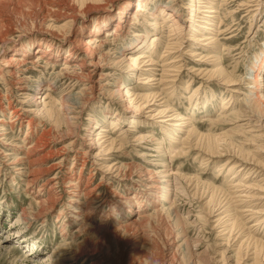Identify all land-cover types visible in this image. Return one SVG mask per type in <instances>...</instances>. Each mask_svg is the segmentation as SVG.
<instances>
[{"label":"rangeland","instance_id":"1","mask_svg":"<svg viewBox=\"0 0 264 264\" xmlns=\"http://www.w3.org/2000/svg\"><path fill=\"white\" fill-rule=\"evenodd\" d=\"M263 54L264 0H0V264H264Z\"/></svg>","mask_w":264,"mask_h":264},{"label":"bare ground","instance_id":"2","mask_svg":"<svg viewBox=\"0 0 264 264\" xmlns=\"http://www.w3.org/2000/svg\"><path fill=\"white\" fill-rule=\"evenodd\" d=\"M208 9H209V11H212L211 10V7H207ZM137 10V12H140L141 11V8H140V6L138 7V9H136ZM206 11H208V10H206ZM161 12H162V10H161ZM62 15H64V16H70L68 13H67V10H63L62 11ZM72 20H74V19H72ZM174 22V21H173ZM119 24V23H118ZM174 24H175V22H174ZM94 31L96 32V33H98V32H100V30H99V27H95V29H94ZM96 38V36H92V38H90L84 45H78V46H76V47H74V48H76V49H78V50H80V51H82V49H83V47L85 46V49H86V53L84 52V51H82V53L83 54H87L86 55V57L87 58H89L90 59V64H93V61L91 60L92 59V55H91V53L90 54H88V52H97L98 51V49H99V41L97 40V39H95ZM72 40H74V39H72ZM75 42H77V41H71V44L73 45H75ZM131 47V46H130ZM40 48V47H39ZM49 49V48H48ZM17 51V50H16ZM50 51V49L47 51V52H49ZM17 53V52H16ZM54 53V52H53ZM52 53V54H53ZM15 54V53H14ZM94 55V54H93ZM49 56V59H55L56 57H57V55H52V56H50V55H48ZM95 56V55H94ZM42 57V56H41ZM45 57V56H44ZM102 57V56H101ZM99 59V58H98ZM5 62V66L7 67V68H10V69H8V70H6L8 73H10L11 72V74H13L12 73V62H17V60H15V59H13L12 57L11 58H9V59H7V61H4ZM18 62H20V63H23V61H18ZM134 62L135 61H132L131 62V66L134 64ZM257 62V65H256V68H254V69H252L251 70V72H252V78H253V83H255V87H253V89L255 90V92H253V93H250L246 98H244L243 99V101H244V105H242V107L243 106H245V104L247 103V100L249 101V99H250V103L252 102V103H254L255 105H257V104H263L264 103V96H260L259 95V92H258V90H260V88L257 86L258 84V81H259V74H260V72H261V66H262V64L264 63V54L262 55V57L260 58V60H259V62L258 61H256ZM94 64H95V62H94ZM66 65V64H65ZM81 64H79V65H76L75 66V68L74 69H76V70H81ZM66 67L67 68H69L68 67V65H66ZM66 68V69H67ZM71 69V68H70ZM132 69V67L130 68V70ZM73 71V70H72ZM14 72V71H13ZM63 72V71H62ZM15 73V72H14ZM68 73V72H67ZM60 74V73H59ZM16 74H14V76H15ZM12 76V75H11ZM17 76V75H16ZM66 76V75H65ZM74 76V75H73ZM71 78V77H70ZM75 78H77V77H75ZM17 80H18V78H16ZM100 79H102V78H100ZM79 80V79H78ZM74 82V81H73ZM86 82H88V81H86ZM228 82H230V80H228ZM18 83V82H17ZM24 83V82H23ZM89 83H92V84H94V83H96L95 81H93V77L92 76H90V82ZM20 84L22 85V83L20 82ZM91 84V85H92ZM18 84H16L15 86H17ZM90 85V86H91ZM102 85V84H101ZM107 86V85H106ZM49 87V86H48ZM51 87V86H50ZM67 87V86H66ZM93 87V86H92ZM74 89V88H73ZM19 90H23L22 89V87H20L19 88ZM25 90H28V91H31V90H33V89H31V88H29V89H25L24 88V90L23 91H25ZM48 90V89H47ZM84 90V89H83ZM71 91V90H70ZM67 92V91H66ZM78 92V91H77ZM88 92V91H87ZM79 93V92H78ZM83 93V92H82ZM85 93V92H84ZM89 94V93H88ZM47 95V94H46ZM49 95V94H48ZM67 96V95H66ZM68 96H69V94H68ZM73 96H75V95H73ZM124 96V95H123ZM49 97V96H48ZM82 97H84V96H82ZM89 97V96H88ZM121 97H122V95H121ZM251 97H252V99H251ZM66 98V97H65ZM70 98H72L71 96H70ZM76 98V97H75ZM36 99H39V97H36ZM41 99V98H40ZM72 100V99H71ZM127 100V102H129V104H131L132 103V99H126ZM79 102V101H78ZM77 102V103H78ZM38 103V101H36L35 102V104H37ZM44 103V101L42 102V101H40L39 102V104H43ZM71 103V102H70ZM75 103V102H74ZM44 104H46V103H44ZM226 104H228V102L226 103ZM247 105H248V103H247ZM44 106V105H43ZM66 110V109H65ZM242 109L240 108L239 109V112L241 111ZM46 111V110H45ZM47 112V111H46ZM48 112H49V110H48ZM243 114V113H242ZM18 115V114H17ZM72 117V116H71ZM73 118V117H72ZM68 123V122H67ZM57 124V123H56ZM141 139H143V137H141L139 140H141ZM206 140L204 141V143H203V145H202V148L203 149H205V151H207V152H209V153H214L215 151H217V147H216V145H215V142L216 141H214L212 138H210V137H207V138H205ZM230 145H232V144H230ZM225 165V164H224ZM223 165V166H224ZM235 167V166H234ZM20 170V172H21V175H24L25 174V176H27V175H29L28 177H30V180L28 181L29 182V186H32L36 181V179H37V177H36V172L35 171H30V174H29V171H26L24 168H20L19 169ZM28 170V169H27ZM229 171L231 170V169H228ZM148 173V172H147ZM149 174V173H148ZM163 174V173H162ZM146 175V174H145ZM151 175V174H150ZM147 176V175H146ZM149 176V175H148ZM51 179V178H50ZM54 179V178H53ZM149 180H151L150 178H148L147 177V181H149ZM27 182V183H28ZM159 182H161V183H163L164 181H159ZM49 183H50V180H49V182H47V183H45V184H43L42 186H48L49 187ZM53 184V183H52ZM149 184V183H148ZM52 187V186H51ZM67 187H70V186H67ZM73 187V186H72ZM158 189H161L160 188V186H156ZM53 188H54V186H53ZM55 189V188H54ZM49 190V189H48ZM213 193H214V188H213ZM226 192V191H225ZM36 193H38V191L36 190ZM69 193V192H68ZM217 194V193H216ZM50 195V194H49ZM87 196V195H86ZM89 196V195H88ZM84 197V196H83ZM100 199V198H99ZM93 201V200H92ZM91 201V202H92ZM43 202V201H42ZM42 202H40V204L42 203ZM54 201H52V200H50V199H47L46 200V202L45 203H49V205L50 204H52ZM44 203V202H43ZM90 205V204H89ZM88 208V207H87ZM141 219H146V217L145 216H143ZM258 221V220H257ZM260 221V220H259ZM82 229V228H81ZM79 230V229H78ZM80 231V230H79ZM120 231V230H119ZM81 232V231H80ZM250 240V239H249ZM97 241V240H96ZM140 242V241H139ZM137 243V242H136ZM85 244V243H84ZM83 244V245H84ZM134 244V243H133ZM139 244V243H138ZM144 244V243H143ZM136 246H138L137 244H135V247ZM82 247V246H81ZM84 247H85V245H84ZM127 247V246H126ZM139 247V246H138ZM253 247H254V249L255 250H257L258 249V251L260 252V251H263L264 250V242H260V241H255L254 243H253ZM131 248V247H130ZM133 248V247H132ZM72 249V248H71ZM144 249V248H143ZM131 250H133V253L136 251V248H133V249H130L129 250V252L131 253ZM141 250V249H140ZM74 251V250H73ZM78 251V250H77ZM72 252V254H71V257H73V259H74V257H78L79 255H81V253H80V251L81 252H83L84 253V251H82L81 250V248H80V251L79 252ZM88 252V251H87ZM122 252V251H121ZM264 252V251H263ZM122 253H128V250H126V249H123V252ZM136 253V252H135ZM68 255V254H67ZM70 255V254H69ZM124 255V254H123ZM255 257H256V262L258 263V264H261V262H260V258H259V255H258V252H256L255 253ZM72 259V260H73ZM122 259V258H121ZM109 261V260H108ZM105 262H107V260H105V258L104 257H96V262H94L93 264H100V263H105ZM111 262V261H110ZM112 263V262H111ZM256 263V264H257ZM110 264V263H109ZM120 264V263H119ZM122 264V263H121Z\"/></svg>","mask_w":264,"mask_h":264}]
</instances>
